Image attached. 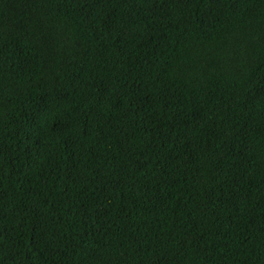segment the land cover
I'll list each match as a JSON object with an SVG mask.
<instances>
[{
	"label": "trees",
	"instance_id": "16d2710c",
	"mask_svg": "<svg viewBox=\"0 0 264 264\" xmlns=\"http://www.w3.org/2000/svg\"><path fill=\"white\" fill-rule=\"evenodd\" d=\"M0 264H264V0H0Z\"/></svg>",
	"mask_w": 264,
	"mask_h": 264
}]
</instances>
